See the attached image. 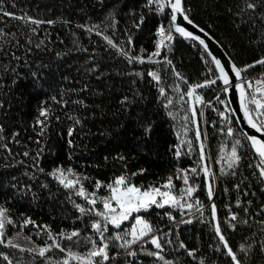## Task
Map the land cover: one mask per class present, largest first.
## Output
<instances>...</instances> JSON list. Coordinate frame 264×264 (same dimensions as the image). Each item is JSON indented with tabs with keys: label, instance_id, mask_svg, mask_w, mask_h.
Segmentation results:
<instances>
[{
	"label": "trees",
	"instance_id": "16d2710c",
	"mask_svg": "<svg viewBox=\"0 0 264 264\" xmlns=\"http://www.w3.org/2000/svg\"><path fill=\"white\" fill-rule=\"evenodd\" d=\"M166 1L0 0V264H264L260 158L200 45L171 31L153 55L159 28L169 32ZM182 8L243 79L264 72V0H182ZM58 169L79 183L66 188L52 175ZM120 176L143 191L171 178L166 189L189 197L193 214L151 206L140 213L151 237L120 247L114 237L128 239L127 222L108 225L101 239L95 212ZM81 186L95 205L77 195ZM92 241L108 244V260L89 256Z\"/></svg>",
	"mask_w": 264,
	"mask_h": 264
},
{
	"label": "snow or ice",
	"instance_id": "6c2138e0",
	"mask_svg": "<svg viewBox=\"0 0 264 264\" xmlns=\"http://www.w3.org/2000/svg\"><path fill=\"white\" fill-rule=\"evenodd\" d=\"M169 4H170L171 9H172L171 22L169 25V32H168L167 36H164V33H165L164 26L162 25L159 28V35H161L162 39L157 43V52L153 53V55H159V49L164 46V40L165 39L168 41L172 40V38H173L172 34H171L172 29H174V31L176 33H179L181 36L191 38L192 40H198L199 43L204 46L205 50H207L208 45L205 43V41L203 39H201L198 36L193 35V33H191V32L186 31L183 27H181L177 24V15H176L177 13H180L181 15H183V19L185 21H187L189 24H192V21L188 18V16L183 14L184 10L182 8V0H175L174 3L172 2V0H169ZM164 7L165 6L163 4H160L159 10L163 11ZM248 7L251 8V7H254V5L249 4ZM4 15H9V14L4 13ZM34 23H35V21H34ZM201 31H203V30L201 29ZM109 43L111 44L112 41H109ZM209 55H211V53H209ZM129 59L131 62L132 58H129ZM214 61H215L216 67L219 69V71L221 73L220 78L223 80V83L225 85H230L228 73L225 72L224 67L221 66L220 60L214 58ZM140 62L143 63L144 61L140 60ZM257 63L264 64V60L257 61ZM249 67H252V65H249ZM232 70L235 72L236 77H240V75H241L240 70H237L235 68V66H233ZM149 75H152L154 79H159V77H157L155 73H149ZM210 83H215V81H211ZM203 86H205V85H197V87H203ZM235 87H237L239 89V92H240L241 107L243 109L244 117L247 120V124L252 129H255L256 132L264 135V123L258 124L252 118V116L249 112L248 105L246 103H244V100L246 98L244 86L242 84H238V85H235ZM249 87H251L250 84H249ZM161 92L163 93V89H161ZM187 94L189 96H191L193 93H192V91H189ZM197 100H199V97H197ZM253 103L256 104L258 109H264V104H261L259 101H256L255 99H253ZM40 115L46 117L47 111L41 110ZM260 115H264V112H261ZM40 123H42V122H40ZM69 135H71V130L69 131ZM228 135H232L231 129L228 130ZM197 137L199 138V132L197 133ZM247 139L251 142L252 148L254 149V151L258 155V157L260 158V161H259V164L257 165V167L260 169L259 175L261 177H264V140L258 138L257 136H251V135H249L247 137ZM201 150H203V145H201ZM25 155H27V153H25ZM121 159H123V157H121ZM230 159L233 162H236L239 160V156L237 155V151H236L235 147H233V149L231 151ZM229 167H232L231 163L229 164ZM192 171L195 172L196 170L193 169ZM205 171H207V169H205ZM69 174H71V170H69ZM52 175L55 176V178L58 179L59 182L62 185H64L66 188H74L76 186V184L79 183V180L73 181V180L67 179L63 170H60V169H58ZM183 179H184V183L187 184L188 183L187 175H185L183 177ZM99 187H100V184L98 182L97 188H99ZM107 187L109 188V191L111 194L109 197L104 198L102 200L104 211H96L95 212V214L97 216L102 218L103 224L101 223V221H96L92 224V228L96 232L100 233L101 239H103V234L105 231H107L109 224L113 225L115 228H120L122 222L128 220L129 217L132 215V213H138L141 210L146 211L153 205L160 207V208H163L165 205H168V204H171V205H179L180 204V201L177 199V197L173 196L170 192H168V191L161 192L159 188H152L150 190L141 191L140 188L129 184L127 181V178L124 176L118 177L114 181V185H108ZM163 187L168 188V189H170L172 187L171 178H169L168 183L163 185ZM191 192H192V189L189 188L187 190L188 195H191ZM77 195L84 197L87 200V202L91 205L96 204L95 199L89 198L85 194V190H84L83 186L80 187L79 191L77 192ZM181 195H183V193H181ZM208 196L209 197L212 196L211 186H209V189H208ZM158 197H160L162 199V202L158 201V199H157ZM112 201L115 202V205H116L115 207H113ZM77 207H79V206H77ZM188 207L191 208L192 206L188 205ZM212 207H213V214H215V205H213ZM117 209H119V211H117ZM80 211L84 212L85 209L81 208ZM90 211H92V210H90ZM3 217H4V212H3V210H0V236H3V231H2L4 228ZM231 219L235 220L236 217L232 216ZM29 222L30 221H26V223H29ZM220 231H221L220 227H219V225H217L216 226V232L219 235L220 240L224 241V236L220 235ZM151 232H152L151 225H149L141 217L136 216L135 217V223L132 225L130 231L128 233H126V235H130L132 237V240L131 241L125 240L124 236H121L119 234H117L114 237V239L115 240H124V244H121L120 247H125V246H130L131 243H136L137 241L143 239L145 236H148ZM78 235H79V233L74 231L67 238L71 239L73 236H78ZM150 242L157 249L161 248V245L158 241V238L152 237ZM0 243H4V241L0 240ZM92 243H93V249L89 253V256L90 257H101V259L104 261L108 260L109 259L108 252H107L108 244L103 243L102 246H96L95 241H92ZM11 246L17 247V245H11ZM56 246L59 247L58 244ZM225 247H227L226 241H225ZM47 250H48L47 248H41L39 250V254L41 256H43ZM228 252H229V255L232 256V259L235 261L236 256L232 253V250L230 248H229ZM129 254L135 255V253H129ZM154 255H159V254L154 253ZM5 259H6V257H5ZM64 264H68V262L65 261ZM89 264H91V261H89ZM96 264H100V262L97 261ZM237 264H240V262L237 261Z\"/></svg>",
	"mask_w": 264,
	"mask_h": 264
},
{
	"label": "water",
	"instance_id": "95a60500",
	"mask_svg": "<svg viewBox=\"0 0 264 264\" xmlns=\"http://www.w3.org/2000/svg\"><path fill=\"white\" fill-rule=\"evenodd\" d=\"M172 2L174 3L175 0H172ZM166 7H167V10L170 14V17H169V25H170L172 9H171V6L169 4V0L166 1ZM183 14L185 15L184 12H183ZM176 15H177V24L179 26L183 27L186 31L193 33V35L200 37L208 45L207 50H205L204 46L201 45L198 40H192L191 38L181 36L179 33H176L174 31V29L171 30L173 34H175L177 36H181V37L186 38V39H189V40L197 43L198 45H200L206 51V53L208 55H209V53H211V55H209V57L211 58V60L214 64V67H215L216 72L218 74V79L222 85V89H223L224 94H225L226 103H227V105H228V107L232 113V116H233L239 130L246 137V139L249 135H251V136H257L258 138L264 140V135L256 132L255 129H252L247 124V120L244 117L243 109L241 107L240 92H239V89L237 87H235V85L242 84V75H240V77H236L235 72L232 70L233 66H235V65L232 63V61L226 55V53L221 48V46L207 32H205L203 29H202L203 31H201V28L196 26L193 22H192V24H189L187 21H185L183 19V15H181L180 13H177ZM214 58L220 60L221 66H223L225 69V72L228 73L230 85H225L223 83V80L220 78L221 73L215 65ZM235 68L237 70H239L236 66H235ZM248 142L251 146V142L249 140H248ZM251 148H252V146H251ZM252 150L254 151L253 148H252ZM254 153H255V151H254Z\"/></svg>",
	"mask_w": 264,
	"mask_h": 264
},
{
	"label": "rangeland",
	"instance_id": "374dc122",
	"mask_svg": "<svg viewBox=\"0 0 264 264\" xmlns=\"http://www.w3.org/2000/svg\"><path fill=\"white\" fill-rule=\"evenodd\" d=\"M167 35H168V32L165 31L164 36H167ZM161 39H162V37H161V35H159V36H158V41H157V43H158ZM156 52H157V46H156ZM190 99L192 100V97H191ZM203 169H204L205 174H208V171H205L206 168L203 167ZM64 174H65V176L67 177V179L75 181L74 177H72L69 173L64 172ZM159 189H160L161 192L168 191V189H166V188H164V187L159 188ZM141 191H143V190H141ZM144 191H146V190H144ZM168 192H169V191H168ZM170 193H171V192H170ZM110 194H111V193H110ZM171 194H172V193H171ZM172 195H173V194H172ZM173 196H174V195H173ZM157 199H158V201L162 202V199H161L160 197H158ZM177 199L180 201V204H179V205H171V204H168V205H165V206L172 207L173 209H177L181 214H183V217H185V218H189V217L193 214V212H190L191 209H192V207L194 206V205H193V202L189 200V197L186 198L185 195L180 196V197H177ZM112 204H113V207L116 206L114 201H112ZM188 205H191L192 207L189 208ZM153 206H155V205H153ZM165 206H164V207H165ZM156 207H157V206H156ZM158 208H160V207H158ZM102 211H104V209H102ZM117 211H119V209H117ZM143 211H145V210H141V211L138 212V213H132V215L129 217L128 220L122 222V224H125V223H127V222H130L129 226L126 227V228H128V232L130 231L132 225L135 223V217H136V216H139V217H141V218L143 219L142 215L140 214V213L143 212ZM122 224H121V225H122ZM109 225H111V224H109ZM111 226H113V225H111ZM113 227H114V226H113ZM149 235H150V234H149ZM149 235H148V236H145V237H151V236H149ZM127 236H128V239H127V240H128V241H131V240H132V237H131L130 235H127ZM0 239H1V236H0ZM6 243H7V244H11V245H17V247L30 248V244H28L27 241H25V240H23V239H19V238H10V239H8V240L6 241Z\"/></svg>",
	"mask_w": 264,
	"mask_h": 264
},
{
	"label": "built area",
	"instance_id": "2783aa9c",
	"mask_svg": "<svg viewBox=\"0 0 264 264\" xmlns=\"http://www.w3.org/2000/svg\"><path fill=\"white\" fill-rule=\"evenodd\" d=\"M242 82L246 88L245 103L249 105L250 103H253V99H255L261 104H264V72H259L248 76L243 79ZM249 84L251 87H249ZM261 112H264V109H258L256 106L254 113H250L252 118L258 124L264 123V115H260Z\"/></svg>",
	"mask_w": 264,
	"mask_h": 264
}]
</instances>
